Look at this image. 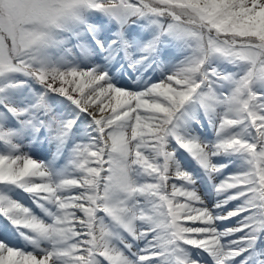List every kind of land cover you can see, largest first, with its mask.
I'll return each instance as SVG.
<instances>
[{"label":"snow or ice","instance_id":"1","mask_svg":"<svg viewBox=\"0 0 264 264\" xmlns=\"http://www.w3.org/2000/svg\"><path fill=\"white\" fill-rule=\"evenodd\" d=\"M0 264H264V0H0Z\"/></svg>","mask_w":264,"mask_h":264}]
</instances>
